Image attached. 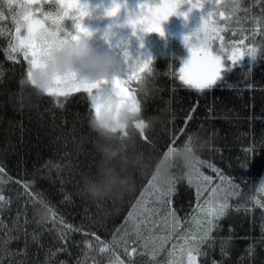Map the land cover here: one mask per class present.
<instances>
[{
    "label": "trees",
    "instance_id": "1",
    "mask_svg": "<svg viewBox=\"0 0 264 264\" xmlns=\"http://www.w3.org/2000/svg\"><path fill=\"white\" fill-rule=\"evenodd\" d=\"M241 5L250 9V15L244 18L239 11L242 19L235 24L246 37L255 27L251 14L259 16L261 4L241 0ZM3 26L0 166L5 182L0 183V193L10 203L0 204V264H93L83 252V241L92 239L83 233L93 232L106 241L115 237L121 252L137 247L131 257L121 256L130 264H164L163 253L153 259L142 241L133 244L135 237L130 232L125 235L133 221L129 213L136 211L134 206L142 198L155 200L159 191L171 190L169 207L182 222H189V231H198L191 221L201 174L212 176L214 185L220 183L208 164L230 182L220 194L227 196L229 208L213 233L217 242L201 257L202 264H264V192L259 191L264 180V37L256 35L258 59L250 72L246 64L236 68L226 74V84L204 93L182 86L173 61L159 66L140 92L141 116L133 114L124 131H113L89 125L93 112L90 97L83 91L67 97L38 94L27 78V66L18 57V63L6 58L11 27ZM141 118L153 124L144 135L147 139L141 138L136 127ZM189 136L194 151L186 148ZM249 147L254 153H245ZM189 152L195 154L190 165L186 164ZM50 163L65 167L57 173L50 170ZM24 183L50 202L58 218L55 223L51 219L39 223L47 212L33 210ZM68 194L71 198L65 199ZM59 219L80 231L71 232L67 241L60 240ZM157 229L156 235L162 237L171 231V222L158 223ZM9 230L17 238L4 243ZM221 238H230L223 251ZM61 246L67 251H57ZM101 264H107L106 257Z\"/></svg>",
    "mask_w": 264,
    "mask_h": 264
},
{
    "label": "snow or ice",
    "instance_id": "2",
    "mask_svg": "<svg viewBox=\"0 0 264 264\" xmlns=\"http://www.w3.org/2000/svg\"><path fill=\"white\" fill-rule=\"evenodd\" d=\"M254 2L261 4V12L259 16L251 14L255 25L250 32L253 39L256 35L264 37V0H254ZM55 3L61 6V12L55 16L42 10L41 0H7L10 16L0 12V21L10 19L11 24L7 33L10 42L6 58L18 63L16 54L23 57L29 65L27 72L29 82H32L33 69L43 66L54 50L68 43H79L93 35L83 24V20L92 11L88 0H55ZM216 5L224 10L221 11ZM193 11L200 13V22L183 36V42L189 55L183 59V66L179 69L178 79L182 86L195 90L197 93H204L206 90L226 84V74L236 68H241L246 64L247 71L250 72L253 63L258 59L257 48L245 44L248 37L232 40L226 39V35L222 34L229 31L228 26L232 23L233 17H236L237 23L241 21L242 18L236 16L237 12L243 11L244 18H248L250 15V9L243 8L239 0L224 4H221V0H214V3H209L207 6L200 3V0H137L136 5L131 8L128 5V0H111L110 7L105 8L103 13L111 18V22L100 38L109 45L110 51L122 58L123 67L120 73L111 80L94 82L78 79L74 75L66 78L57 77L54 86L46 90V95L67 97L73 92L83 91L90 97L91 110L97 118L102 111L112 108L116 109L117 114L127 110L134 115L141 116L142 102L137 98V89L131 88L130 83L136 81L143 91V85L154 73L153 57L142 51L143 37L152 33L163 37L165 22L173 16L184 17L187 20ZM38 14L43 16V19L38 18ZM213 15H218L224 24L209 28L207 18ZM65 18L72 21L74 30H66ZM47 21H50V25L46 23ZM125 28H131V35L141 41L135 55L130 54V39L124 38L120 34V30ZM4 32V26L0 23V35ZM233 35L236 33L233 32ZM216 41L219 43L217 47L213 48L212 45ZM261 52L264 53V49H261ZM101 88H110L114 92L115 103L103 104L101 102L98 92ZM194 111L195 106L187 113L184 120L185 126L192 119ZM143 126V120H138L136 127L141 129ZM141 138L147 139L145 136ZM186 148L188 151L195 150L191 136L188 137ZM244 151L246 154H252L255 149L249 147ZM197 163L205 162L197 160ZM207 166L216 173V179L220 183L214 185L212 176L201 174L202 184L197 186V205L193 209L194 215L191 221L196 225L198 231H189V222H182L177 217L176 211L169 207L170 199L168 197L171 190L159 191L155 200L142 198L134 206L136 211L129 213V216L133 217V221L129 229L125 231V235L130 232L135 237L132 240L133 244L142 241L144 249L151 252L153 259L163 253L167 257L164 264H202L201 257L207 256V249L212 248L217 242L213 233L219 230V221L225 217L229 208L227 196L221 197L220 194L225 191L223 185L226 182L230 184V182L214 165L208 164ZM49 167L50 170L55 169L57 173H60L65 166L50 163ZM3 173L4 169L0 167V174ZM83 177L84 175L81 174V179ZM92 178L95 179V176L93 175ZM4 182L3 179H0V183ZM22 186L27 199L31 201L33 210L44 208L47 212L46 217L43 220L40 219L39 223L49 219L55 223L58 218L53 212L50 202L36 193L30 183H24ZM259 191L264 192V184H261ZM205 192L208 193L207 197L204 196ZM141 196L143 197V193ZM70 198L71 194L65 196V199ZM7 203L10 201L0 193V204ZM261 206L264 207V205ZM169 222H171V231L166 232L162 237L156 235L154 230H158V223L168 225ZM59 223L62 225L60 240L67 241L71 232L80 231L65 223L63 219H59ZM11 231L5 233L8 239L4 243L17 238L10 234ZM83 235L92 237V239L83 241L85 245L83 252L86 259L91 257L93 264H101V260L105 257L107 264H130V261L122 259L121 256L131 257L133 253H137V247H132L130 252L125 247L121 252L115 243V237L113 241H106L94 232L83 233ZM129 238L131 239V236ZM229 239L221 238V251L224 250ZM156 241L159 243L157 244ZM57 251H67V248L61 246ZM52 255L55 256L56 253L53 252ZM60 264H64V262L61 261ZM156 264H161V262L156 261ZM213 264L216 262L213 261Z\"/></svg>",
    "mask_w": 264,
    "mask_h": 264
},
{
    "label": "flooded vegetation",
    "instance_id": "3",
    "mask_svg": "<svg viewBox=\"0 0 264 264\" xmlns=\"http://www.w3.org/2000/svg\"><path fill=\"white\" fill-rule=\"evenodd\" d=\"M90 5V9H92L90 15L83 20V24L87 27L92 33V43L93 48L97 52H106L108 49L105 46L104 41L100 38L102 33L106 30L108 24L111 22V18L104 15V9L110 7L111 0H88ZM137 0H128L129 7L135 6ZM42 10L44 12L52 13L55 16L58 12H61V6L55 3V0H41ZM0 12H4L6 15L8 13L7 0H0ZM38 18L43 19V16H39ZM2 24L11 27L10 19L1 21ZM50 25V21H47ZM64 24L66 30L72 31V21L67 18L64 19ZM198 24V11H193L189 14L188 19L186 20L184 17L173 16L167 22L163 24V29L165 35L162 37L159 34L152 33L146 34L143 37V49L142 51L146 54H150L154 59V73L151 77H149L146 83L143 85V89L148 81L154 76L157 68L161 65H167L168 61H173L175 63L176 71H179L180 67L183 66L182 61L186 58L189 53L186 49L183 36L188 34L190 29H194ZM132 29L125 28L120 30V34L124 38H129L131 42L130 54L135 55L136 50L139 48L141 41H138L134 36L131 35ZM18 58L27 66L29 69V65L26 61H24L23 57L19 54ZM172 67H174L171 64ZM131 88H136L137 98H140L141 89L138 86L136 81H132L130 83ZM115 103V102H112ZM130 114L127 118V122L133 113ZM122 115V111L118 115Z\"/></svg>",
    "mask_w": 264,
    "mask_h": 264
},
{
    "label": "clouds",
    "instance_id": "4",
    "mask_svg": "<svg viewBox=\"0 0 264 264\" xmlns=\"http://www.w3.org/2000/svg\"><path fill=\"white\" fill-rule=\"evenodd\" d=\"M105 46L108 51H95L92 37H88L79 43H68L54 50L43 66L33 69L31 85L38 94L46 95V90L54 86L57 77L66 78L74 75L76 78L88 82L111 80L120 73L123 67L122 58L110 51L108 44L105 43ZM98 92L103 104L115 102V94L110 88H101ZM129 115L127 110L122 111L125 122ZM140 120H143L144 126L138 131L141 136H144L152 130L153 124L143 118ZM89 125L94 130H99L101 121L93 115L89 120ZM194 158V153H187L186 164L190 165ZM261 184H264V180L261 181ZM90 194L93 196L106 195V193L98 192H91ZM40 218H44V215L42 214Z\"/></svg>",
    "mask_w": 264,
    "mask_h": 264
},
{
    "label": "rangeland",
    "instance_id": "5",
    "mask_svg": "<svg viewBox=\"0 0 264 264\" xmlns=\"http://www.w3.org/2000/svg\"><path fill=\"white\" fill-rule=\"evenodd\" d=\"M234 0H221V4L224 3H233ZM239 2L241 3V0H239ZM200 3H204L206 6L209 3H214V0H200ZM217 8H220L219 5H216ZM221 11H223V8H220ZM215 11V9H214ZM238 13L236 14V16L238 17ZM199 17H200V13L198 12V23L199 21ZM208 26L209 28L212 27H218L224 24V21L220 20L218 15H213L211 17H208ZM236 17H233L232 23L229 26H232L231 29L227 32V33H222L224 35H226V39H232V40H237V39H242L244 38L240 33H241V27L239 25H236ZM233 32L236 33V35H233ZM246 37H248V39L245 40V44L249 45V46H255L257 48V44L255 42L256 36L253 39L250 34H248ZM218 41H216L215 43H213V48L217 47L218 45ZM245 60L247 61V57L245 58ZM95 91V90H94ZM124 117L120 114H117V111L115 108H112L111 110L105 109L104 111L101 112L100 116L97 118L98 120L101 121V125L108 128V129H115V130H120V131H124L123 129H125L124 127V123H123V119ZM1 167V166H0ZM5 175L0 174V179L4 180Z\"/></svg>",
    "mask_w": 264,
    "mask_h": 264
}]
</instances>
